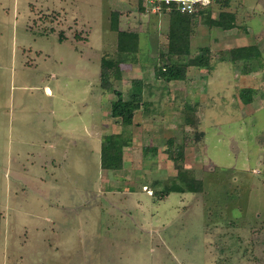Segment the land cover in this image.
<instances>
[{
  "label": "rangeland",
  "instance_id": "rangeland-1",
  "mask_svg": "<svg viewBox=\"0 0 264 264\" xmlns=\"http://www.w3.org/2000/svg\"><path fill=\"white\" fill-rule=\"evenodd\" d=\"M54 4L55 23L46 26L51 19L43 18L38 30L35 17ZM209 5L213 18L233 14L234 27L197 17L191 55L208 47L225 52V60L190 66L184 81L167 84L154 67L169 48L174 5L6 1L0 264H264V0H208L201 8ZM114 12L118 30L137 32L139 44L135 60L115 67L113 83L126 97L133 78L142 77L152 106L136 111L124 166L110 171L100 166V144L122 126L111 116L114 92L103 93L101 63L117 54ZM251 45L260 54L252 61H233L226 52ZM243 89L251 90L248 103ZM186 103L196 109L195 125L182 122ZM180 145V161L202 190L160 196L152 184L177 174L173 156Z\"/></svg>",
  "mask_w": 264,
  "mask_h": 264
},
{
  "label": "trees",
  "instance_id": "trees-1",
  "mask_svg": "<svg viewBox=\"0 0 264 264\" xmlns=\"http://www.w3.org/2000/svg\"><path fill=\"white\" fill-rule=\"evenodd\" d=\"M211 5L200 7L195 13H183L177 9L170 11V27H169V44L167 52H162V64L155 65L154 76L167 84L170 81H184L187 77L188 68L190 66L211 68L212 58L216 60H225L222 54H214L208 47H200L198 53L194 56L191 55V40L190 36L193 33V26L197 22V17L205 16L208 18L209 25L220 27L223 30L231 29L234 27V15L228 12H221L217 18H213ZM141 9H143L141 7ZM167 6H163L162 10L166 11ZM116 12L113 14V21L111 28L117 29V54L111 57H102L101 63V82L103 93L114 92L116 99L111 101L110 111L111 116L117 119L121 124L122 130L118 133L104 135L100 144V166L105 170H118L124 166V148L131 143V130L130 126L133 124L134 116L139 109H148L152 103L145 101L143 94L144 81L142 77L138 76L133 78L132 85L128 89L127 95L118 90L112 80L115 67L127 60H135L137 58L139 34L128 30H118ZM114 31V30H113ZM231 55V60L244 59L252 61L254 57H258L259 50L256 45L241 46L238 48L226 51ZM226 54V53H225ZM255 68L249 66V69ZM113 69V70H112ZM248 69V71H249ZM249 89H243L241 92L242 98L245 103L250 102ZM158 108L156 105L155 109ZM196 109L191 103L185 104V109L180 117L183 123L195 125L197 122L194 119ZM173 144L170 140V146ZM178 155L173 156L177 174L166 183L161 180L155 179L152 184L155 193L160 196H167L171 192H199L202 190V181L194 177L190 170L183 167L180 159L183 154V145L179 146ZM173 155V154H171ZM161 186L162 189L157 191L156 186ZM2 215L0 213V232H1Z\"/></svg>",
  "mask_w": 264,
  "mask_h": 264
},
{
  "label": "crops",
  "instance_id": "crops-1",
  "mask_svg": "<svg viewBox=\"0 0 264 264\" xmlns=\"http://www.w3.org/2000/svg\"><path fill=\"white\" fill-rule=\"evenodd\" d=\"M6 1L7 0H0V13H2L4 16H7V14H6L7 13V8L5 6ZM59 5H61V11H63L64 4L62 2H60ZM51 7H52V9H47L46 12H44V10H41V13H42L41 15L39 13V14H37V17L34 16L35 18L38 19L39 25H38V27H36V28H38V30H39V27H44L45 26L44 23H43V21L46 22L47 20H50L51 19L50 21H47L49 23L46 22V26H48V24H49L50 27L53 26V24L55 23V22L54 23L52 22V19H54V18H52V16L54 15V11H56L54 9H58L59 6L54 4V5H51ZM21 11H22V9H21ZM52 13H53V15H50ZM61 13H60V17H59V15H57V18L58 19L61 18ZM29 14H31V12H29ZM19 16H20V13H19ZM14 17H15V15H14ZM43 18H46V21L43 20ZM0 19H3V18H0ZM56 24H57V22H56ZM27 26H28V24H27ZM31 27H32V25H29L28 28L26 27V29L32 30ZM46 91H47L48 94H52L51 89L48 86H46ZM3 239H4V236H3V224H2V221H1V232H0V263H1V256H2L1 254L3 253V249H4L3 246L5 245Z\"/></svg>",
  "mask_w": 264,
  "mask_h": 264
},
{
  "label": "built area",
  "instance_id": "built-area-1",
  "mask_svg": "<svg viewBox=\"0 0 264 264\" xmlns=\"http://www.w3.org/2000/svg\"><path fill=\"white\" fill-rule=\"evenodd\" d=\"M154 2H164L168 6L174 5L177 10L183 13L197 12L202 5H206L208 0H146Z\"/></svg>",
  "mask_w": 264,
  "mask_h": 264
}]
</instances>
